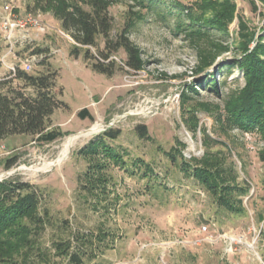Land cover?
I'll return each mask as SVG.
<instances>
[{"label":"rangeland","instance_id":"obj_1","mask_svg":"<svg viewBox=\"0 0 264 264\" xmlns=\"http://www.w3.org/2000/svg\"><path fill=\"white\" fill-rule=\"evenodd\" d=\"M232 1L235 12L228 37H213L218 38L214 44L222 40L229 50L201 75H214L217 91L197 88L193 95L188 88L197 85L194 70L206 56L201 48L207 44L176 32V15L169 12L171 3L189 6L191 0L167 2L165 18L143 11L144 19L129 35L143 67L138 72L128 69L126 55L119 51L111 57V77L86 65L84 49L77 58L71 56L74 41L50 14L35 11L30 0H0V81L13 77L12 68L23 71L21 61L37 55L38 62L57 72L59 101L66 106L50 119L49 129L64 133L56 141L38 143L26 135L0 141V182L31 185L45 223L26 258L16 257L14 264H70L72 254L81 264H264V163L259 159L264 140L229 127L222 117L224 101L244 86L239 69L227 72L240 57L239 20L263 34L264 0ZM131 5L133 0H116L109 8L116 30L125 25ZM3 17L17 25V44L11 51L1 33ZM102 47L99 38L97 48ZM89 52L96 56V48ZM46 66L33 64L28 74L43 72ZM13 86L21 84L15 80ZM182 93L193 98L182 104ZM84 108L92 120L77 116ZM96 125L101 130L78 140L61 164L29 172L54 161L66 138ZM139 125L146 127L145 138L135 130ZM107 129L121 132L108 143L124 154L125 166L100 155L92 160L78 154ZM208 151L233 169L238 186L249 187L246 195L233 193L244 212L223 210L216 197L180 170L181 163L195 166L194 159ZM13 158L7 169L6 162ZM97 162L103 165L97 170L102 181L91 183L90 163ZM57 243H63V251L55 250Z\"/></svg>","mask_w":264,"mask_h":264},{"label":"trees","instance_id":"obj_2","mask_svg":"<svg viewBox=\"0 0 264 264\" xmlns=\"http://www.w3.org/2000/svg\"><path fill=\"white\" fill-rule=\"evenodd\" d=\"M34 10L50 14L59 22L60 29L69 35L75 46L70 55L77 58L84 49L83 59L94 72L111 77L115 62L111 57L119 51L126 55L125 67L138 72L143 67L140 50L129 39L131 30L144 19L145 12H153L160 18H165L163 7L171 0H133L134 5L127 11L125 25L116 30L109 8L116 0H30ZM189 6L179 2L171 3L169 12L176 15L175 31L183 33L192 42L204 40L207 46L201 48L206 56L196 67L197 85L189 86L190 92L197 94L198 89L217 91L214 75H201L210 68L215 59L229 50L228 44L220 39L228 37V26L234 18L235 4L232 0H191ZM263 1V0H262ZM252 10L256 11L254 1L250 2ZM183 18H185L183 20ZM263 34L251 31L239 20V44L234 59L227 72L236 67L243 74L244 86L231 93L224 101L222 117L232 128L245 133H257L264 140V29ZM102 39V49L97 48V40ZM89 48H96V56L90 54ZM202 55V53H201ZM46 66L42 60L37 63ZM36 65V64H35ZM219 70V69H218ZM57 72L46 66L43 72L28 74L15 70L13 77L0 81V141L9 136H31L34 142L52 143L61 138L64 133L50 128V119L55 110L66 108L59 101L62 91L56 86ZM18 81L21 87H14ZM28 90V91H27ZM181 103L186 104L187 93L180 95ZM205 106V105H201ZM207 107V105H206ZM215 108L214 110H218ZM190 112V111H189ZM193 115V113H192ZM81 119L92 120V115L84 108L77 113ZM191 120L196 121L193 117ZM140 138L146 137V127L135 128ZM121 132L107 129L97 139L90 141L79 150L82 157L92 159L98 157L110 160L115 165L125 166L124 154L111 146ZM259 159L264 163V151L259 153ZM16 160L6 162L8 169ZM90 160V161H92ZM195 166L189 168L181 163L180 170L191 176L202 189L217 198L218 206L231 213H242L241 201H235L233 193L238 191L241 196L248 193L249 187L236 184L233 169L225 168L221 161L210 151L200 159H194ZM141 162V161H138ZM91 175L89 182H101L97 170L103 165L90 163ZM146 172L151 169L146 165ZM146 176V175H144ZM43 216L39 211V199L33 187L26 183L0 182V264H14L16 257L26 258L31 249L34 235L44 228ZM63 243L55 245L56 251H61ZM63 251V250H62ZM69 256V255H67ZM70 264H81L78 255L69 256Z\"/></svg>","mask_w":264,"mask_h":264},{"label":"bare ground","instance_id":"obj_3","mask_svg":"<svg viewBox=\"0 0 264 264\" xmlns=\"http://www.w3.org/2000/svg\"><path fill=\"white\" fill-rule=\"evenodd\" d=\"M100 130H101V126L96 125L87 131H84V132H81L77 135H73V136L66 138L65 141L63 142V144L60 146L59 154L54 161L49 162V163H44L43 165H41L40 168H35L32 170H29V172H31V173L46 172V171L50 170L53 166L61 164L68 157L71 148L73 147V145H75V143L78 140H80L81 138L82 139L87 138L91 134L98 133Z\"/></svg>","mask_w":264,"mask_h":264},{"label":"built area","instance_id":"obj_4","mask_svg":"<svg viewBox=\"0 0 264 264\" xmlns=\"http://www.w3.org/2000/svg\"><path fill=\"white\" fill-rule=\"evenodd\" d=\"M16 27H17V25L12 23L10 21L9 17H3L2 18L1 33L3 35L4 40L6 41V43L8 45V47L10 48V51H11L12 46H14L15 43L17 42V41H15L14 35H13L14 30H15ZM36 57H37V55H31L28 58H26L23 61H21L22 69H23L24 72H26V73L30 72L31 69H32L33 64H37L35 62V60L37 61ZM37 58H39V57H37ZM11 71H13V73H14L15 69L12 68ZM202 231L203 232H207L206 226L202 227Z\"/></svg>","mask_w":264,"mask_h":264}]
</instances>
